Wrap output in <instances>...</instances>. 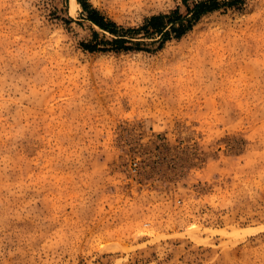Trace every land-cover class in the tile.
I'll return each instance as SVG.
<instances>
[{
    "label": "rangeland",
    "instance_id": "374dc122",
    "mask_svg": "<svg viewBox=\"0 0 264 264\" xmlns=\"http://www.w3.org/2000/svg\"><path fill=\"white\" fill-rule=\"evenodd\" d=\"M77 1L0 0V264H264V0Z\"/></svg>",
    "mask_w": 264,
    "mask_h": 264
},
{
    "label": "trees",
    "instance_id": "16d2710c",
    "mask_svg": "<svg viewBox=\"0 0 264 264\" xmlns=\"http://www.w3.org/2000/svg\"><path fill=\"white\" fill-rule=\"evenodd\" d=\"M186 1V0H185ZM223 4H232L237 2V0H222ZM81 4L86 10L85 17L90 20L93 24L97 25L104 31H108L114 35L110 40L112 46L116 49H143L139 47L143 44L141 40L134 39V36H129L126 32L134 31V27H124L118 24L115 20L104 15L97 7L93 5L86 4L81 1ZM220 6L219 0H200L195 3L194 6L188 7V12L186 14L181 13L179 8L172 10L169 13H159L151 16L148 21L141 27L135 29H143L145 34H155L158 33L162 40L168 37L169 32H175L177 36L183 35L189 29L192 28L194 23L205 13L209 11H214ZM133 33H136L135 31ZM99 32L94 31V36H98ZM86 48L90 50H95L96 45L92 43H84Z\"/></svg>",
    "mask_w": 264,
    "mask_h": 264
},
{
    "label": "bare ground",
    "instance_id": "6f19581e",
    "mask_svg": "<svg viewBox=\"0 0 264 264\" xmlns=\"http://www.w3.org/2000/svg\"><path fill=\"white\" fill-rule=\"evenodd\" d=\"M77 3H78L77 0H73V3L72 4L76 5Z\"/></svg>",
    "mask_w": 264,
    "mask_h": 264
}]
</instances>
